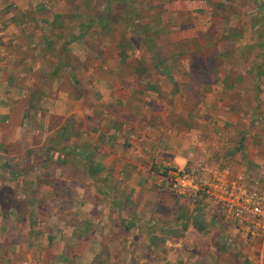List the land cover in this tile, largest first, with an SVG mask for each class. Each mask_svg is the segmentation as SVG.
I'll return each instance as SVG.
<instances>
[{"label": "rangeland", "instance_id": "rangeland-1", "mask_svg": "<svg viewBox=\"0 0 264 264\" xmlns=\"http://www.w3.org/2000/svg\"><path fill=\"white\" fill-rule=\"evenodd\" d=\"M177 1L169 13L165 0H0V33L12 27L0 46L17 59L26 53L29 68L17 86L8 79L14 109L0 110L14 118L0 123V264H43L52 251L49 264L63 246L97 251L81 261L89 264H264L260 229L248 234L209 194L229 184L246 198L264 195V0ZM163 21L168 30L149 28ZM156 34L174 37L182 51L174 66L182 74L170 80L205 102L195 109L183 100L188 124L171 126L200 138L185 170L161 182L177 199L167 212L174 239L155 237L163 225L134 221L132 195L115 202L113 180L100 183L92 170L103 165V150L110 162L121 153L129 163L131 139L141 147L155 132L156 111L132 108L126 91L155 81L129 74L156 63L147 42ZM182 113L172 121H185ZM139 161L143 177L166 172ZM179 243L188 254L171 258Z\"/></svg>", "mask_w": 264, "mask_h": 264}, {"label": "crops", "instance_id": "crops-1", "mask_svg": "<svg viewBox=\"0 0 264 264\" xmlns=\"http://www.w3.org/2000/svg\"><path fill=\"white\" fill-rule=\"evenodd\" d=\"M175 4L178 5V1L174 0ZM166 6L168 7L170 13L172 10V7L168 4L170 3V0H165ZM1 10V5H0ZM4 13H7V11H4ZM171 15L172 12H171ZM173 23V22H172ZM166 24L171 23H165L163 21L160 23H155V26L153 23L149 25L150 29H154V31L158 30H168V27L165 26ZM174 24V23H173ZM6 27V26H5ZM12 27H6L4 33H0V45H3L5 42H11L10 39H8L7 34L8 30ZM172 27L170 26V29ZM155 34V33H154ZM155 37H150L148 46L150 49V54L153 57L152 61H155L156 63L152 62L149 65V68L141 67V64H139L135 69L130 72V77H138L141 79H144L145 77H153L155 78V81L153 83L151 82V85L149 83H145L142 86H136L132 89V91H126V94L128 95V98L126 100L133 99L134 105L132 108L146 111L151 109L155 110L156 115V122L155 124V132L152 136H144L143 137V144L141 141V147L137 146V138L133 137L131 141L133 142L134 146H131V152L132 159H130L129 163H123V161L120 159L123 155L117 154V156L114 159V162H110L112 160V157L107 156V152L103 150L102 152V163L103 165L96 168H92L93 171H95L96 178L100 182L102 178H108L107 181L113 180V185H109L108 182L106 183L110 186V188H113L117 191L118 196L115 198V202H118L116 199L123 198L124 194H131L133 199V207H134V221L138 220H145V222L151 223V224H160L163 225L166 230H160L157 231L155 234V237L160 238H166V239H174L173 238V229L170 228L171 225H173L171 222V218L168 219L167 212H170L173 209V201L171 198H173V191L171 189H168V187H163L161 185V182L164 181V176H169L168 174H173L174 171L179 170H185V166L188 164L189 160L195 157L194 152V146L195 144L200 143V138H193L190 139V133L188 131H184L183 128L180 130L172 129V125H187L188 124V116L189 112H187L190 109V106L183 105L184 103H193L195 105V109H199L204 107L205 102L200 101V99L197 97L195 98L194 95H190V92H187L186 94H183V89L181 86L183 85L182 82L178 85L179 88L176 87V84L174 81H171L170 78L171 73L173 76L181 75L180 71L175 70L174 66L177 65V62H183V56L179 57L178 54L182 53V51L173 49V44L177 42L174 37H158V34L154 35ZM180 39V38H176ZM145 45L147 43H144ZM173 45V46H172ZM170 47V48H168ZM165 49V50H164ZM162 50V51H161ZM164 50V51H163ZM26 53H22L19 59L16 58V54H10L5 53L3 46H0V91H4L6 94V98L3 99V101H0V110L5 112V115L8 113L9 110L14 109L12 106L14 93L12 91L13 87L9 90H4L5 87L9 85L8 79H15L17 86V79L18 78H24L27 75V71L29 68H24L22 65H24V62H26L28 59L26 58ZM158 54H162L163 58H157ZM137 56V55H135ZM16 61L17 64H14L13 61ZM15 65V66H14ZM161 65H163V68H161ZM173 66L174 69L171 67ZM24 70L26 71L24 73ZM173 70V71H172ZM119 74H122L120 70H118ZM124 73V72H123ZM163 73H166L163 75ZM28 77V76H26ZM160 77L167 78L165 81H162ZM182 77V76H180ZM158 78L159 80H156ZM187 80V77H186ZM23 85V84H21ZM24 86V85H23ZM152 89V91L150 90ZM23 90V89H22ZM127 90V89H126ZM24 92V91H23ZM125 92V91H124ZM12 94V95H11ZM175 102V103H174ZM182 102V103H178ZM171 103L177 104L175 108H172ZM174 109L177 112H174ZM186 110V120L185 121H179L174 122L173 115L177 114V118L182 119V116H179L183 111ZM13 117L9 118L6 116H0V123H7L12 122ZM174 122V123H173ZM129 127V126H127ZM133 131L135 129H131L132 135H134ZM110 140V137L108 136V139L106 142ZM106 149V148H105ZM110 152L109 150H107ZM141 156V157H140ZM146 158V160H152V164H158L160 167H164L166 169L165 173H162L161 171L152 170L149 173V177H143L142 172V165L139 160L141 158ZM121 160V161H120ZM121 162V163H120ZM99 173H104V176L102 177L97 175ZM107 176V177H106ZM109 176V177H108ZM100 179V180H99ZM106 181V179H105ZM101 183V182H100ZM97 184V182H96ZM120 184L126 185L127 190L126 193L119 192ZM101 184H97L99 187ZM103 185V184H102ZM94 187V185H93ZM95 188V187H94ZM119 190V191H118ZM133 192V193H131ZM163 197H162V196ZM125 199H129L126 197ZM174 201H177V199H174ZM112 202V201H110ZM111 205V203H110ZM113 205L116 206V204L113 202ZM118 206L120 204L118 203ZM172 206V207H171ZM144 213V214H143ZM166 213V214H165ZM171 213V212H170ZM92 220H89L91 223H99V220H97L95 217H91ZM184 223V221H183ZM182 226V225H181ZM99 234L98 231L95 233L94 237ZM52 235L49 234L47 241L49 244H51L52 241ZM186 248V249H185ZM66 247H61L60 249V255L57 256V261L53 262L51 257H49L48 263L50 264H89L91 263L94 258L96 257L97 251H94L90 253L89 255L84 254H78V253H72V247L69 251V253L65 252L64 250ZM189 248L183 247L181 243L178 244V247L175 248V251L172 252V257L174 255L178 257L179 255H185L188 254ZM50 255L52 254V251H49ZM47 252V254L49 253ZM46 254V255H47ZM46 255L42 256L43 264H46ZM81 257V258H80ZM84 257H86L84 259ZM80 258V259H79ZM60 259V261H58ZM84 260L85 262L89 263H81V261ZM152 261V258L150 259ZM157 264H161L160 260L154 261ZM164 262H162L163 264ZM24 264H26L24 262ZM167 264V263H164Z\"/></svg>", "mask_w": 264, "mask_h": 264}, {"label": "built area", "instance_id": "built-area-1", "mask_svg": "<svg viewBox=\"0 0 264 264\" xmlns=\"http://www.w3.org/2000/svg\"><path fill=\"white\" fill-rule=\"evenodd\" d=\"M232 218L239 221L241 227L246 225L248 234H253L258 228L260 235L264 236V195L255 193L251 198L245 195H237L234 187L223 184L216 195L209 193ZM246 194V193H245Z\"/></svg>", "mask_w": 264, "mask_h": 264}]
</instances>
